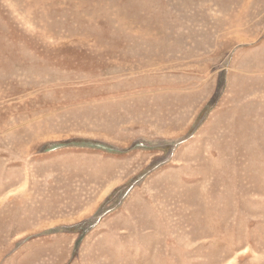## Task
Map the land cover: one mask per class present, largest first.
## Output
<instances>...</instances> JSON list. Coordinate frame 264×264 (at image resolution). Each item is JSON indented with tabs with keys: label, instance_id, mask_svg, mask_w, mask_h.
<instances>
[{
	"label": "rangeland",
	"instance_id": "374dc122",
	"mask_svg": "<svg viewBox=\"0 0 264 264\" xmlns=\"http://www.w3.org/2000/svg\"><path fill=\"white\" fill-rule=\"evenodd\" d=\"M0 264H264V0H0Z\"/></svg>",
	"mask_w": 264,
	"mask_h": 264
}]
</instances>
